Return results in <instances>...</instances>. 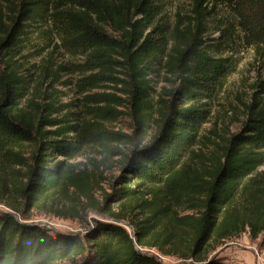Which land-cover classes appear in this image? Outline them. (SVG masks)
<instances>
[{"label": "trees", "instance_id": "1", "mask_svg": "<svg viewBox=\"0 0 264 264\" xmlns=\"http://www.w3.org/2000/svg\"><path fill=\"white\" fill-rule=\"evenodd\" d=\"M190 1L181 29L178 11L168 21L167 0H0V264H166L143 248L180 250L172 264H232L209 252L246 229L264 248V101L253 95L240 131L210 157L194 152L209 100L234 70L225 50L239 38L264 56V0ZM219 7L229 17L212 27ZM44 25L75 60L53 69L51 58L23 59ZM60 69L82 75L84 90L112 84L126 97L132 133L107 126L120 112L114 93L51 117ZM160 72L174 82L168 96L153 87ZM84 147L120 156L100 201L96 172L70 162ZM34 209L100 216L83 232L58 231L30 221ZM183 209L192 213L179 216Z\"/></svg>", "mask_w": 264, "mask_h": 264}, {"label": "rangeland", "instance_id": "2", "mask_svg": "<svg viewBox=\"0 0 264 264\" xmlns=\"http://www.w3.org/2000/svg\"><path fill=\"white\" fill-rule=\"evenodd\" d=\"M167 3V10L170 15L168 16V21L171 22L173 14L178 11L181 15L180 28L184 29L186 27L184 17L189 14L191 1L167 0ZM213 17L215 18L213 19L214 22L211 21L212 27L222 18L226 19V17H229L228 9L219 7L218 12ZM42 28L47 33L45 35L35 33L30 37V42L27 44L25 52H23V59H27V62H37L43 57L51 58L48 60L53 69L59 65H68L72 60H75L70 59L63 49L57 46V38L54 34V36L52 35L50 28L46 25L42 26ZM218 35L219 32L211 33V37H218ZM235 35H241V32L236 30ZM238 39H236L237 44L234 48L225 50L223 54L235 59L234 70L228 76L222 90L209 100L210 114L200 131L201 141L194 148L195 153L206 157H210L211 152L215 150V143L221 144L229 135L240 131L241 122L244 119V105L250 101L253 95L259 96L264 101V56H258L253 46H246L243 41L240 42ZM81 76L68 70L60 69L58 71V76L52 82V87L50 88L54 90L55 105L58 109L51 117L63 118L67 111L83 109L84 104L92 105L93 103L88 102L87 95L114 93L121 99L120 105H114L120 112L108 121L107 126L114 131L131 134L133 121L128 113L126 97L117 91L114 86H108L112 84H103L97 88L84 90L77 85V80ZM166 77L163 72H160L153 82L156 93L163 96H168L167 91L174 83L173 80L169 81ZM259 82H261V86H259ZM46 84L47 82L44 86ZM260 89L263 92H259ZM60 125L46 126L45 129H57ZM120 148L123 152L127 151V147L123 145H120ZM107 156L110 159H107ZM119 159V155L110 153L107 155L99 147H84L70 162L74 163L75 167H82L84 164L88 170L96 172L99 176L100 188L95 190L93 197L96 201H100L104 193L111 192L110 183L115 176L120 174ZM192 160L197 161L198 159L193 158ZM96 165H98V168L95 167ZM259 170L264 172V164ZM100 175L102 178H100ZM0 209H6L5 205L0 204ZM30 213V221L50 229L73 232H83L85 228L94 224L96 217L100 216L92 210H86L79 218L57 217L53 213L36 209L31 210ZM187 213H192V210H180L178 215ZM260 238L261 235L254 239L251 238L246 229L239 235L222 241L215 249L209 252V256L219 255L232 264H264V248L260 246ZM165 249L173 250L171 247H166ZM143 251L158 257L166 264L181 261L179 258L180 250L176 251V254H161L156 248H143Z\"/></svg>", "mask_w": 264, "mask_h": 264}, {"label": "water", "instance_id": "3", "mask_svg": "<svg viewBox=\"0 0 264 264\" xmlns=\"http://www.w3.org/2000/svg\"><path fill=\"white\" fill-rule=\"evenodd\" d=\"M119 223H121V224H125L124 222H119ZM126 225V224H125ZM131 236L133 237V233H131Z\"/></svg>", "mask_w": 264, "mask_h": 264}, {"label": "clouds", "instance_id": "4", "mask_svg": "<svg viewBox=\"0 0 264 264\" xmlns=\"http://www.w3.org/2000/svg\"><path fill=\"white\" fill-rule=\"evenodd\" d=\"M81 159H83V158H81Z\"/></svg>", "mask_w": 264, "mask_h": 264}]
</instances>
